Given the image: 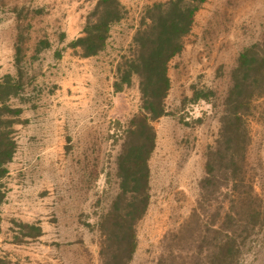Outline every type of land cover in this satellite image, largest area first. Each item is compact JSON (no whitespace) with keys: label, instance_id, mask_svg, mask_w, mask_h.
Listing matches in <instances>:
<instances>
[{"label":"rangeland","instance_id":"obj_1","mask_svg":"<svg viewBox=\"0 0 264 264\" xmlns=\"http://www.w3.org/2000/svg\"><path fill=\"white\" fill-rule=\"evenodd\" d=\"M156 1L165 0H122L129 15L113 27L106 50L89 58L70 42L81 35L94 0L1 2L0 71L12 68L9 50L18 45L23 91L11 104L24 109L15 125L18 151L3 180L2 256L17 264H102V238L92 227L117 193L120 142L111 136L120 133L116 122L125 128L141 106L137 77L115 91L117 67ZM263 39L264 0H208L197 13L184 51L170 63L172 114L155 122L152 200L136 227L131 264H217L227 235L235 249L224 264H264V99L249 117L250 141L237 154V168L217 164L211 176L207 169L231 71L241 52ZM40 40L51 48L37 56ZM201 89L216 92L212 103L191 100ZM35 223L44 235L26 236L23 225Z\"/></svg>","mask_w":264,"mask_h":264},{"label":"trees","instance_id":"obj_2","mask_svg":"<svg viewBox=\"0 0 264 264\" xmlns=\"http://www.w3.org/2000/svg\"><path fill=\"white\" fill-rule=\"evenodd\" d=\"M94 1L96 3L86 16L81 35L70 42V47L85 58L104 52L113 27L129 15L122 0ZM207 1L165 0L148 5L133 37L129 54L123 55L118 64L115 91L132 86L134 77H137L141 106L125 128L121 121H117L115 125L120 133L114 132L111 136L115 144L120 142L115 161L117 193L97 225L92 227L102 238V264H131L137 251L136 227L147 215L152 200L150 160L157 144L155 122L172 114L166 105L172 88L170 63L184 51L185 38L192 32L197 13ZM35 11L40 13L42 9ZM49 47L51 42L42 40L38 52ZM22 91L21 80H16L10 74L0 77V236L3 223L1 207L7 198L3 180L9 175L8 166L18 151L15 125L21 122L24 111L22 107L13 106L11 101L19 97ZM216 95L213 89H201L194 91L191 100L212 103ZM260 99H264V39L246 47L231 71V86L221 117V135L215 148V158L210 159L207 165L210 176L217 164L226 166L229 162L237 168V154L240 149H246L250 141L248 120ZM111 182L108 175L107 184ZM23 227L30 230L26 234L28 237L44 235L43 227L38 223L24 224ZM227 237L216 253L219 254L217 264L232 261L235 241L230 235ZM0 264L17 263L0 254Z\"/></svg>","mask_w":264,"mask_h":264},{"label":"crops","instance_id":"obj_3","mask_svg":"<svg viewBox=\"0 0 264 264\" xmlns=\"http://www.w3.org/2000/svg\"><path fill=\"white\" fill-rule=\"evenodd\" d=\"M2 1H5V0H2ZM1 1V2H2ZM1 2H0V4H1ZM1 10H2V6H1V9H0V12H1ZM42 40H40L38 43H37V45H36V47H35V52L37 53L36 55L38 56V55H40L42 52H44V51H46L47 49H49V48H51V47H49V48H45V49H43V50H41L40 52H38V48H39V43L41 42ZM75 50V49H74ZM9 52L12 54V57L10 58V67L12 66V68L8 71V70H3V71H0V77H4L5 75H8V74H10V75H12L16 80H21V68H20V64H21V61H22V49L20 48V47H18V45H17V48L15 47V51H13V49L10 51L9 50ZM98 56V55H97ZM92 57H95V56H92ZM83 58H85V57H83ZM89 58V57H88ZM16 72H18L17 74H16ZM17 98V97H16ZM15 99V98H14ZM15 107H18V106H15ZM23 108V107H22ZM24 112V111H23ZM23 114V113H22ZM22 116V115H21ZM17 154V153H16ZM15 157H16V155H15ZM15 157H14V159H15ZM13 162V161H12ZM11 162V163H12ZM10 163V164H11ZM9 164V165H10ZM9 167V166H8Z\"/></svg>","mask_w":264,"mask_h":264}]
</instances>
